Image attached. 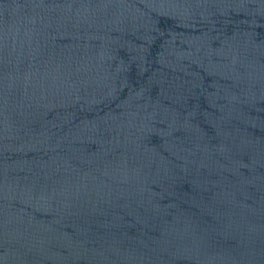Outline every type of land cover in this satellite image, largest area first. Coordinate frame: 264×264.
<instances>
[{"label": "water", "instance_id": "1", "mask_svg": "<svg viewBox=\"0 0 264 264\" xmlns=\"http://www.w3.org/2000/svg\"><path fill=\"white\" fill-rule=\"evenodd\" d=\"M0 264H264V0H0Z\"/></svg>", "mask_w": 264, "mask_h": 264}]
</instances>
